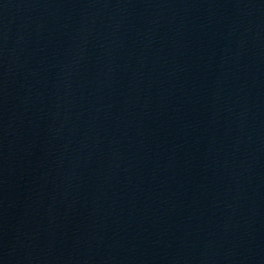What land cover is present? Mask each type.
<instances>
[{"label":"water","instance_id":"1","mask_svg":"<svg viewBox=\"0 0 264 264\" xmlns=\"http://www.w3.org/2000/svg\"><path fill=\"white\" fill-rule=\"evenodd\" d=\"M0 264H264V0H0Z\"/></svg>","mask_w":264,"mask_h":264}]
</instances>
